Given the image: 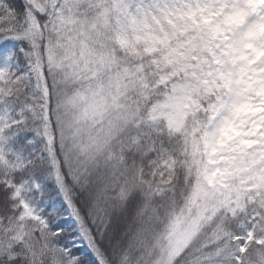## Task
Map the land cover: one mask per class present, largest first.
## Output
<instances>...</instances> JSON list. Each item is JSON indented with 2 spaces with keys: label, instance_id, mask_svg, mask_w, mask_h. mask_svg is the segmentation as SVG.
I'll list each match as a JSON object with an SVG mask.
<instances>
[{
  "label": "snow or ice",
  "instance_id": "1",
  "mask_svg": "<svg viewBox=\"0 0 264 264\" xmlns=\"http://www.w3.org/2000/svg\"><path fill=\"white\" fill-rule=\"evenodd\" d=\"M0 264H264V0H0Z\"/></svg>",
  "mask_w": 264,
  "mask_h": 264
}]
</instances>
